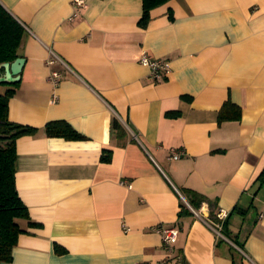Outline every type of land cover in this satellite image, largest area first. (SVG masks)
<instances>
[{
  "label": "crops",
  "instance_id": "crops-1",
  "mask_svg": "<svg viewBox=\"0 0 264 264\" xmlns=\"http://www.w3.org/2000/svg\"><path fill=\"white\" fill-rule=\"evenodd\" d=\"M70 1L0 0L24 28L8 119L33 129L15 140L31 223L1 264H264V0H169L144 27L141 0ZM56 120L84 138L46 135ZM158 226L178 229L172 251Z\"/></svg>",
  "mask_w": 264,
  "mask_h": 264
},
{
  "label": "trees",
  "instance_id": "trees-1",
  "mask_svg": "<svg viewBox=\"0 0 264 264\" xmlns=\"http://www.w3.org/2000/svg\"><path fill=\"white\" fill-rule=\"evenodd\" d=\"M142 14L138 20L140 26H146L150 19V11L169 0H141ZM24 28L20 22L0 4V62L13 61L18 56V49L21 44ZM12 82H0V264L10 261L12 258V248L16 243L18 235L24 231L20 226L19 219H27L31 223L28 211L18 195L15 186L16 171V150L15 140L19 135L33 130L30 127L12 122L8 119V99L14 92ZM225 109L234 107L237 116L239 108L232 102L227 101ZM223 116L220 115V118ZM226 114L224 118H227ZM112 128L115 131L121 129V125L114 117ZM48 136L63 137L66 139H83L84 135L76 131L68 122L64 120L50 121L44 127ZM102 160L108 161L110 153L102 155ZM260 179L264 180V172L260 174ZM189 204L197 209L199 204L205 200L200 193L186 189L184 191ZM192 211L183 202L180 203L178 214L181 216ZM214 220L218 219L214 216ZM226 218L222 222V228Z\"/></svg>",
  "mask_w": 264,
  "mask_h": 264
},
{
  "label": "built area",
  "instance_id": "built-area-1",
  "mask_svg": "<svg viewBox=\"0 0 264 264\" xmlns=\"http://www.w3.org/2000/svg\"><path fill=\"white\" fill-rule=\"evenodd\" d=\"M71 5L73 7L74 14L79 11L80 9H83L86 7L85 0H71ZM47 64L52 65L56 62H61L64 64L63 60L57 56L56 54L52 53V56L47 59ZM139 62L149 68V74L150 77L154 81L161 80L167 70V64L165 61H163L161 58L153 57L150 54H148L146 51H142L139 56ZM48 81L50 82L53 89H56L61 81V74L57 70H51ZM57 100V95L55 92L52 94L50 101L55 102ZM182 155H184L183 149H176L171 148L169 151L168 158L169 159H178ZM195 212V211H194ZM227 213L224 211H219L216 214V217L218 221L214 224H210V226L213 228V230L221 236V227L222 222L226 218ZM127 229V227H125ZM155 230L160 234L162 243L169 251H172L173 244L175 243L177 239V233L178 229L176 227H165V226H158L155 228Z\"/></svg>",
  "mask_w": 264,
  "mask_h": 264
},
{
  "label": "water",
  "instance_id": "water-1",
  "mask_svg": "<svg viewBox=\"0 0 264 264\" xmlns=\"http://www.w3.org/2000/svg\"><path fill=\"white\" fill-rule=\"evenodd\" d=\"M24 58L17 56L13 61L0 62V82H15L18 80ZM190 207V205L185 201Z\"/></svg>",
  "mask_w": 264,
  "mask_h": 264
}]
</instances>
